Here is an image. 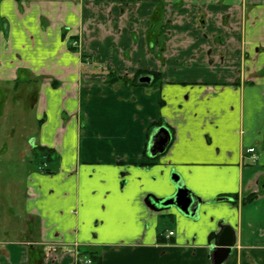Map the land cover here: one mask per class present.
<instances>
[{"label": "crops", "instance_id": "1", "mask_svg": "<svg viewBox=\"0 0 264 264\" xmlns=\"http://www.w3.org/2000/svg\"><path fill=\"white\" fill-rule=\"evenodd\" d=\"M28 86V150L56 158L0 185V264H214L225 228L223 264H264V0H0V89ZM163 126L171 144L151 157ZM174 176L196 218L150 204Z\"/></svg>", "mask_w": 264, "mask_h": 264}, {"label": "rangeland", "instance_id": "2", "mask_svg": "<svg viewBox=\"0 0 264 264\" xmlns=\"http://www.w3.org/2000/svg\"><path fill=\"white\" fill-rule=\"evenodd\" d=\"M168 14L169 16L167 15V17L172 21L173 13L171 10L168 11ZM153 35L157 42L158 40L163 41L164 36H167L162 34L161 37V34H157V31ZM218 37L220 39H226L225 37L227 36L221 34ZM176 38V33H172L170 39ZM219 44L222 45L221 43ZM72 45L74 47L73 49L79 50V41L73 40ZM177 50V48L170 49L171 53ZM92 59L93 57L91 56H85V59L82 61L91 63ZM33 91L35 89H30V86L18 91L12 88L10 90L0 89V185L5 186L7 178L10 177V182L15 185L17 190L23 189L24 186V175L22 171L29 168L31 160L35 162L36 159L40 160V157H35L32 154L33 152L30 153L27 147L30 144V140L36 137L39 130L36 109L32 107ZM54 156L51 157L52 161L56 158ZM25 164L27 168L24 167ZM34 165L32 163L31 166ZM3 210L1 208V212ZM1 221L0 217V223Z\"/></svg>", "mask_w": 264, "mask_h": 264}, {"label": "water", "instance_id": "3", "mask_svg": "<svg viewBox=\"0 0 264 264\" xmlns=\"http://www.w3.org/2000/svg\"><path fill=\"white\" fill-rule=\"evenodd\" d=\"M151 80L152 78L150 76H145L140 79V82L150 83ZM171 141L172 135L168 128L165 126L159 128L157 133L152 137L149 150L150 156L156 157L157 155L163 154L170 146ZM173 178L178 187L176 195L169 199L157 200L153 203L150 201V204L154 208H158V206L164 208L174 206L185 215L196 218L197 210L201 204V201L182 185L178 177L174 176ZM235 243V238H232L225 228L220 235L219 241L216 242L215 248L213 250L212 258L214 264H223L231 256Z\"/></svg>", "mask_w": 264, "mask_h": 264}, {"label": "trees", "instance_id": "4", "mask_svg": "<svg viewBox=\"0 0 264 264\" xmlns=\"http://www.w3.org/2000/svg\"><path fill=\"white\" fill-rule=\"evenodd\" d=\"M159 17L160 16L158 15V12H157V14L153 17L155 24L158 23L157 21H158V18ZM155 32L156 31H154V30L148 32V46H150V48H151V46H157V43H158L154 39V37H151V35L154 36L153 33H155ZM164 33H165L164 29H160V32L159 33L157 32V34H161V35L164 34ZM152 49H154V48H152ZM83 59H85V56H82V60ZM145 74H146L145 72H143V73L142 72H138L135 75L134 79L131 81V80L127 79L126 77H123V78L122 77H118L116 75V73L111 72V73L108 74V81L109 82H112V83L115 82V81H122L127 86H134V85H139V84L141 85V83L139 82V79H140L141 76H143ZM150 75H152L154 77V81H157L159 79V77H160V75L157 74V73H151ZM32 154L35 157H40V158L41 157H45V158H48V160H51V157L53 155H55V153H54L53 150L47 149V148H44V147H41V146L36 147L33 150V153ZM253 199H255V195H252L251 197H249L247 199V202L252 201Z\"/></svg>", "mask_w": 264, "mask_h": 264}, {"label": "built area", "instance_id": "5", "mask_svg": "<svg viewBox=\"0 0 264 264\" xmlns=\"http://www.w3.org/2000/svg\"><path fill=\"white\" fill-rule=\"evenodd\" d=\"M250 153H254L255 149L254 148H251L248 150ZM170 235H173V233H170ZM92 263V260L90 259H80L78 261V264H91Z\"/></svg>", "mask_w": 264, "mask_h": 264}, {"label": "flooded vegetation", "instance_id": "6", "mask_svg": "<svg viewBox=\"0 0 264 264\" xmlns=\"http://www.w3.org/2000/svg\"><path fill=\"white\" fill-rule=\"evenodd\" d=\"M145 76H147V75H143V76H141L140 79H141L142 77H145ZM140 79H139V80H140ZM155 201H157V199H154V202H155Z\"/></svg>", "mask_w": 264, "mask_h": 264}]
</instances>
